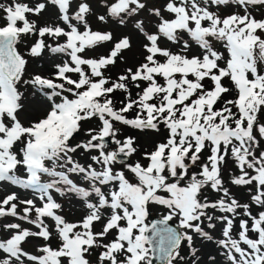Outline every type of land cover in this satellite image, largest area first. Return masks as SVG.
Masks as SVG:
<instances>
[{"label": "snow or ice", "instance_id": "1", "mask_svg": "<svg viewBox=\"0 0 264 264\" xmlns=\"http://www.w3.org/2000/svg\"><path fill=\"white\" fill-rule=\"evenodd\" d=\"M0 182V264H264V0L0 2Z\"/></svg>", "mask_w": 264, "mask_h": 264}, {"label": "rangeland", "instance_id": "2", "mask_svg": "<svg viewBox=\"0 0 264 264\" xmlns=\"http://www.w3.org/2000/svg\"><path fill=\"white\" fill-rule=\"evenodd\" d=\"M0 2H7V0H0ZM114 31H116L117 35H119V31H120L119 29H114ZM125 56L128 58V65L129 66L132 63H134L136 60H138L139 59V43L134 42V47H133L132 52H126ZM123 67H125V65H123V64L118 65L117 68L113 69V72L119 71L120 68H123ZM29 71L30 72L31 71H40V68L38 67V62L33 61V63L29 67ZM35 107H38V105H36ZM30 111H31V109H30ZM21 116L23 117L24 114L22 113ZM94 124H95V122H93L92 126H94ZM128 134L137 136L138 142L141 146L150 147V145L152 143L153 135L151 133L145 134V133H141V132L134 130V129H129ZM133 159H135V157ZM5 189H7L8 191H16L17 190L14 187L7 185L5 182H0V195L4 194ZM24 194L25 193L21 192L22 196ZM7 235L8 234L6 232L0 231V239L7 238ZM202 251H209V252H213V254H215L214 246L211 244H208L207 247L202 249Z\"/></svg>", "mask_w": 264, "mask_h": 264}]
</instances>
